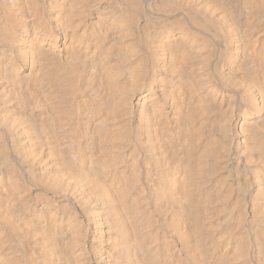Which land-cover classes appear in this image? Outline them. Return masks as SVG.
<instances>
[{
  "label": "bare ground",
  "instance_id": "1",
  "mask_svg": "<svg viewBox=\"0 0 264 264\" xmlns=\"http://www.w3.org/2000/svg\"><path fill=\"white\" fill-rule=\"evenodd\" d=\"M0 264H264V0H0Z\"/></svg>",
  "mask_w": 264,
  "mask_h": 264
}]
</instances>
